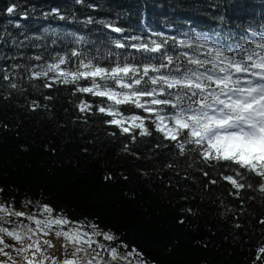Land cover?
Returning a JSON list of instances; mask_svg holds the SVG:
<instances>
[{"label": "trees", "instance_id": "1", "mask_svg": "<svg viewBox=\"0 0 264 264\" xmlns=\"http://www.w3.org/2000/svg\"><path fill=\"white\" fill-rule=\"evenodd\" d=\"M12 4L17 11L9 16L6 9ZM100 21L124 31L114 33ZM252 31L264 32V0H0V32L6 33L0 53L5 57L19 53L47 57L76 47L100 64L110 62L109 52L111 60L119 54L120 60L142 63L148 60L146 54L117 49L112 41L139 43L131 40L136 36L148 42L158 40L153 33L160 32L179 39H207L236 50L247 46L248 40L260 39ZM76 36L88 43L76 45ZM13 38L18 43L23 40L26 47L15 48ZM54 39L56 45L51 43ZM37 44L41 47L34 48ZM166 50L180 51L173 41ZM21 63L29 62L4 59L0 67ZM19 71L23 74V69ZM2 77L0 73L4 85L0 87V200L27 214L45 204L52 207L54 216L69 221L60 228L52 225L62 232L73 224L85 231L95 223L110 230L128 251L135 248L148 264H264V259H257L258 248L264 245L259 176L249 177L257 191L241 189L239 197L222 177L218 185L206 188L208 177L185 171L187 158L175 159V149L157 147L155 131L132 143L129 136L106 124L113 117L97 113L89 115L86 123L80 119L84 114L78 111L79 101L87 99L95 111L99 98L73 95L63 86L44 89L43 95L26 86L24 95H10ZM32 100L47 107L31 110ZM133 114L146 115L142 110L123 111L125 116ZM126 143L131 154L123 151ZM109 174L111 180L106 179ZM221 200L235 213L221 216ZM236 223L241 226L235 227Z\"/></svg>", "mask_w": 264, "mask_h": 264}, {"label": "snow or ice", "instance_id": "2", "mask_svg": "<svg viewBox=\"0 0 264 264\" xmlns=\"http://www.w3.org/2000/svg\"><path fill=\"white\" fill-rule=\"evenodd\" d=\"M16 11V4L6 9L9 16ZM56 12L53 9V13ZM59 19L65 17L60 16ZM91 22L92 19L86 21L88 24ZM100 23L115 33L124 31L110 22ZM5 35L0 32V42ZM153 35L159 39L145 42L133 36L132 41L140 42L127 45L119 39L112 41L117 49L128 47L146 54L147 62L136 63L129 58L120 60L119 54H116L117 59L111 60L113 54L109 52L107 58L110 62L100 64L90 53L73 47L47 57L44 54L25 57L23 53L5 57L0 53V61L27 59L29 62L12 64L9 68L0 67V73H3L2 80L7 81L6 87L12 90L10 95H24L26 86L41 95L44 89L59 90L63 86L73 95L99 98L95 111L93 103L87 99L79 101L78 111L84 114L79 118L85 123L89 115L97 113L113 117L106 124L115 126L121 135L129 136L132 143L152 136L155 131L160 141L157 147L175 149V159L187 158L185 171H199L208 177L206 188L218 185L222 177L235 190L232 194L239 197L241 189L257 191L249 177L259 176L258 192L264 196V32L252 31L251 35H259L260 39L248 40L247 46L236 50L225 49L207 39H179L160 32ZM169 41H173L180 51H167ZM51 43L56 45L57 41L54 39ZM86 43L85 37L76 36V45ZM11 44L17 49L26 47L23 40L18 43L15 38ZM33 47L40 48L41 45ZM156 56H159L158 61L153 60ZM32 61L39 63L32 64ZM20 69H23V74ZM29 107L36 110L47 105L42 106L37 100H32ZM125 109L142 110L146 115L125 116ZM149 123L153 127H148ZM123 151L131 154L129 144L124 145ZM167 167L178 168V165L168 164ZM106 179L111 180L112 176L109 174ZM221 206L224 209L221 216L235 213V209L228 208L223 200ZM53 212V208L45 204L38 206L35 213L27 214L0 200V254L13 259V264L16 260L5 248H14L17 257L23 255L26 264H43L44 259H51L52 264H117L118 261L133 264V257L136 258L135 264H148L135 248L128 251L127 245L110 230L105 231L95 223L85 231L80 228L56 231L57 237L63 235L66 242L72 243V258L61 262L46 255V249L42 251L37 245L35 234L51 231L52 225L60 228L69 223L64 216H54ZM20 218H25L28 223ZM259 222L264 224V219ZM33 223L35 227H32ZM240 226L235 224L237 228ZM5 236L13 238L20 246L6 244ZM48 243L44 241V244ZM121 248L124 251H120ZM29 249L33 250L31 256L27 255ZM36 253L43 259H34ZM257 259H264V245L258 248Z\"/></svg>", "mask_w": 264, "mask_h": 264}, {"label": "rangeland", "instance_id": "3", "mask_svg": "<svg viewBox=\"0 0 264 264\" xmlns=\"http://www.w3.org/2000/svg\"><path fill=\"white\" fill-rule=\"evenodd\" d=\"M70 228H80V227L77 224H73L70 226ZM80 230H81V228H80ZM56 231H57V229H55L53 227L51 228V231H48V232L38 231L36 233V235H37L36 239L38 238L37 239V245L41 248L42 251L46 249L45 254L49 256V253L56 248V246H57L56 241H58L61 245V255L59 256V261L62 262L63 259H65V258H72L71 253L74 251V248H73V245L71 242L65 241L64 236L63 237H57L55 234ZM44 241H48L49 243L44 244ZM4 242L8 245H14V247L20 246L11 237L5 236ZM5 251L9 252L12 258H15L16 264H26V261L24 260L23 255H21L20 257H17V253L14 250V248H5ZM32 252H33V250L29 249L27 252V255L31 256ZM34 259H43V257H41L39 255V253H36V256L34 257ZM0 262H2V264H13V259H10L8 256H4L3 254H0ZM47 262H48V259L43 260V264H47Z\"/></svg>", "mask_w": 264, "mask_h": 264}, {"label": "bare ground", "instance_id": "4", "mask_svg": "<svg viewBox=\"0 0 264 264\" xmlns=\"http://www.w3.org/2000/svg\"><path fill=\"white\" fill-rule=\"evenodd\" d=\"M56 243H57L56 248L49 253V256L59 260V256L61 255V245L58 241H56ZM47 264H52V260L48 259Z\"/></svg>", "mask_w": 264, "mask_h": 264}, {"label": "clouds", "instance_id": "5", "mask_svg": "<svg viewBox=\"0 0 264 264\" xmlns=\"http://www.w3.org/2000/svg\"><path fill=\"white\" fill-rule=\"evenodd\" d=\"M180 101L178 100L177 103H179ZM186 103V102H185Z\"/></svg>", "mask_w": 264, "mask_h": 264}, {"label": "water", "instance_id": "6", "mask_svg": "<svg viewBox=\"0 0 264 264\" xmlns=\"http://www.w3.org/2000/svg\"><path fill=\"white\" fill-rule=\"evenodd\" d=\"M114 27H116V26H114ZM108 29H110V28H108ZM111 30V29H110ZM112 31V30H111Z\"/></svg>", "mask_w": 264, "mask_h": 264}]
</instances>
